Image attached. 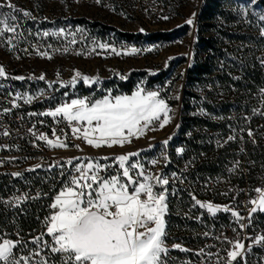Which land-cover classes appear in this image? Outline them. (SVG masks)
Wrapping results in <instances>:
<instances>
[{
  "label": "rangeland",
  "instance_id": "obj_1",
  "mask_svg": "<svg viewBox=\"0 0 264 264\" xmlns=\"http://www.w3.org/2000/svg\"><path fill=\"white\" fill-rule=\"evenodd\" d=\"M205 0H0V13L14 15L17 27L16 33H5L0 36V65L7 73L0 77V87L11 88L16 91L23 104L40 113L46 119H65L63 114L56 116L45 115L54 111L57 107L70 104L72 100L84 99L89 105L106 96H131L135 92L143 90L142 94L150 91H158L160 98L164 99L171 112L169 123L160 127L161 121H153L144 131L142 136L131 137V142L121 145L101 146L99 148L89 145L82 138V131L87 127L86 122H79L81 132L70 131L65 135H55L40 132L19 155L0 158V182L12 177L13 181L19 184L15 190V205H34L41 201L44 208V217L33 232L34 235L27 237L21 242L18 252L14 249V258L23 256L30 257L28 264H37L41 257L45 258L47 264H63L65 255L63 253H52L54 246L53 237L47 232V221L57 211L51 207L58 195L66 187H71L68 180L69 172L73 167L80 165L83 159L71 151H90L88 163L105 166L110 171H116L113 176H120L121 182L128 183L127 178L122 176L123 169L115 158L128 153H139L138 156L130 157L125 162L129 167L130 175L139 182H150L153 184L154 193L163 192L166 196V203L170 189L173 184L179 182L180 172L189 168L191 161H183L187 141L182 137H193L194 133L180 134L182 116L181 101L185 96L186 73L193 62L195 43L198 40L199 32V11ZM11 3L15 11L6 5ZM260 0H235L233 4H226L224 11L226 17L218 21H210L213 26L203 27L204 37H218V30L228 29L231 31H243L251 36L257 35V40L264 46V6ZM24 11L31 13L25 16ZM195 13L193 25L186 21L192 18ZM168 17V19H164ZM109 28L108 33H101L100 25ZM93 25V26H92ZM98 25V26H97ZM188 27V33H181L174 40L162 42H124L118 33L155 34L162 32H174ZM63 29V32L60 30ZM144 31L141 32L140 30ZM59 33L58 35L44 36L43 33ZM219 38V37H218ZM255 40V44L256 41ZM10 41V42H9ZM100 44H107L109 48H101ZM243 43L231 42V48ZM248 45H246L247 47ZM244 47V45H243ZM132 48L140 51L129 54ZM114 49V50H113ZM48 55H42V53ZM51 57V58H49ZM262 65L264 61L261 62ZM81 75L76 77V72ZM23 76L24 80H16L12 77ZM44 76V79H39ZM92 78L85 82L83 77ZM73 77H76L73 83ZM155 78L158 80L154 81ZM133 81L134 88L131 93H126L123 83ZM264 82V80H263ZM192 93H202V87L198 84L189 88ZM259 99L250 105L248 113L236 122L237 115L229 116L228 132L209 133L214 135L213 140L220 146H228L231 142L246 140L244 130L238 127L251 126L253 119L257 126L264 123V84L256 92ZM31 102H27L28 97ZM193 108L194 103H191ZM195 108V107H194ZM255 108V109H254ZM198 111L192 109L188 115L192 116ZM249 140H256L264 130L260 132L248 131ZM46 135L48 139L60 141L67 144L65 148L52 147L45 140L39 139L40 135ZM232 137V139H229ZM167 140L168 143L163 142ZM211 141V140H210ZM77 145L79 147H77ZM183 149L182 152L179 150ZM246 146L241 145L236 153L241 159H237L232 170L237 168L249 170L250 167L245 161ZM107 159H104V158ZM157 161L155 164L152 161ZM71 161V164H69ZM139 163L143 166L145 176L166 178L167 185L156 184L155 180L145 181L138 175L141 169H132L130 166ZM193 164V163H192ZM39 165V167H37ZM103 168V167H102ZM257 175L264 180L263 165L258 166ZM239 171V170H238ZM20 173L19 176L13 175ZM3 177V178H2ZM2 178V179H1ZM43 184L36 186V182ZM261 181V180H260ZM138 185H131L129 191ZM251 186H255L251 184ZM95 187V185H94ZM251 188L247 201L259 199L260 193ZM264 190V187L261 189ZM54 191L53 195H51ZM255 192V193H254ZM230 193L225 191V194ZM240 193V192H239ZM15 195V194H13ZM13 195L11 199L13 198ZM27 197L26 199H17ZM142 198H146L142 195ZM244 197H242L243 201ZM167 212L169 210V204ZM254 207V205H253ZM262 213V211L257 210ZM39 237L40 240L36 241ZM8 238L0 234V243ZM17 241V240H13ZM48 247H44V244ZM39 253V255H33ZM2 264V262H0ZM21 264H24L22 261Z\"/></svg>",
  "mask_w": 264,
  "mask_h": 264
},
{
  "label": "snow or ice",
  "instance_id": "obj_2",
  "mask_svg": "<svg viewBox=\"0 0 264 264\" xmlns=\"http://www.w3.org/2000/svg\"><path fill=\"white\" fill-rule=\"evenodd\" d=\"M6 6L20 11L10 2ZM23 14L31 15L28 11H24ZM195 15L193 13L192 18L186 21L188 25H193ZM10 20L15 21V16L0 13V36L5 33H16V24L10 23ZM60 32H63V29ZM58 34L43 33L44 36ZM99 47L109 48L110 46L100 44ZM139 51L137 48H132L129 54ZM42 55L47 56L48 54L45 52ZM6 75L4 67L0 65V77ZM80 75L81 73L77 71L76 77ZM76 77H73V83ZM12 78L25 79L23 76ZM39 79L43 80L44 76H40ZM83 79L88 82L92 78L85 76ZM142 92L143 90H140L131 96L114 98L106 96L91 105L84 99H75L70 104L61 105L45 115L63 114L69 121L86 122L87 127L83 129L81 135L89 145L97 148L122 146L131 142V137L144 135L148 125L153 121H161L162 115L160 127L171 120L168 115L171 109L167 102L160 98L158 91H150L146 95ZM31 100L32 97L29 96L27 102L30 103ZM73 132H81V129L73 128ZM39 139L45 140L52 147H67V144L59 138L53 141L41 134ZM163 143L167 144L168 141L165 140ZM179 151L182 152L183 149ZM138 155L139 153L134 152L115 158L119 161L123 169L122 176L127 178L128 183L121 182L120 176H113L110 179L100 178L97 173L105 166L89 162L84 167L77 165L80 176L71 180V187H66L56 195L51 207L57 211L47 221V232L54 240V246L50 251L65 255L63 264H165L162 257L169 251L164 241V216L168 208L166 196L163 192L154 193L152 183L139 182L130 175L129 167H125V162L129 161L130 157ZM156 162L152 161L153 164ZM130 167L141 169L138 175L145 181L154 179L156 184L167 185L169 183L166 178L145 176L143 166L139 163H134ZM13 175L19 176L20 173ZM130 184L138 186L129 191ZM255 191L260 193V196L258 201H251L254 205L251 212L255 213L257 210L264 212V190L257 188ZM142 195L146 198H142ZM196 203L201 207H206L213 214L221 210L220 206L211 203L201 204L200 201ZM223 211L227 212L230 209L225 206ZM233 214L239 217V213ZM240 227L243 228L245 225H240ZM39 240L40 238L37 237L36 241ZM260 241H264V236L257 238L256 242ZM19 243L9 239H4L0 243L2 264H21L22 261L28 264L30 259L28 256L14 258V249ZM44 247L48 245L45 243ZM174 247L179 248L180 245ZM243 248L244 245L237 241L234 250L228 253L230 259L227 264H232V261L241 255ZM33 255H39V253H33ZM37 264H47V261L41 257Z\"/></svg>",
  "mask_w": 264,
  "mask_h": 264
},
{
  "label": "trees",
  "instance_id": "obj_3",
  "mask_svg": "<svg viewBox=\"0 0 264 264\" xmlns=\"http://www.w3.org/2000/svg\"><path fill=\"white\" fill-rule=\"evenodd\" d=\"M233 2L235 0H205L199 11L198 40L195 43L193 62L186 73L187 87L181 101L182 126L179 132L182 135L193 132L194 136L182 137V140L187 141L188 144L180 161L183 163L184 160H192L190 172L195 182L198 178L206 181L210 178L225 177L241 187L246 180L252 184H257L261 180L256 168L261 165L264 168V135L260 134L256 140H249L247 137L248 131L257 133L264 130V123L257 126L251 119V126L238 127L239 130L243 128L245 131L242 136H246V140L240 143L239 141L231 142L228 146H220L213 140L214 135L208 134L224 133L223 136H226L229 129L228 122L231 121L229 116L237 115L235 121L243 125L242 122L246 118L241 116L249 112L250 105L256 107L254 102H258L256 100L260 95L255 96V94L264 84V64L261 63L264 61V46L257 40V35L253 37L243 31L220 29L217 31L219 38H207L204 37L205 31L202 29L213 26L214 24L210 21L224 19L225 5L233 4ZM260 3L264 6V0H260ZM99 25L101 33H108L107 26ZM189 31L188 27H183L174 32L149 35L118 33V36L128 43L162 42L174 40L181 33L186 34ZM255 40H257L256 44ZM231 42L243 44L231 48L232 46L229 45ZM156 80L158 78L154 79ZM195 84L202 87V93L194 94L189 90ZM122 86L126 93H131L134 83L133 81L125 82ZM191 103L195 104V108H191ZM192 109L198 112L189 116L188 113ZM241 145L247 148L244 162L248 163L250 172L245 174L244 171L237 169V174L228 175L229 169L233 168L237 159L239 160L236 150ZM6 179L8 181L3 178L0 182V234L20 242L15 250L18 252L22 246L21 242L34 235L33 231L39 228L45 213L41 206L44 197L34 205L21 203L15 205V190L21 183L17 180L13 181L12 177ZM36 183V186L43 184L42 188H47L41 181ZM54 193L56 191L51 195Z\"/></svg>",
  "mask_w": 264,
  "mask_h": 264
},
{
  "label": "built area",
  "instance_id": "obj_4",
  "mask_svg": "<svg viewBox=\"0 0 264 264\" xmlns=\"http://www.w3.org/2000/svg\"><path fill=\"white\" fill-rule=\"evenodd\" d=\"M78 125V121L46 119L26 107L16 91L0 87V158L19 155V151L40 132L51 133L53 136L65 135ZM5 132L8 134L5 135ZM71 152L83 159L81 167L88 164V159L82 156L95 153ZM245 167L242 171L249 174L250 170H245ZM190 169L189 165L186 171L180 172V181L171 185L167 199L169 210L164 216V241L169 251L162 257L165 264H227L230 259L228 253L234 250L237 241L242 243L244 248L232 264H264V241L256 242L258 237L264 236V212L252 213L253 204L247 201L251 188L264 187L262 177L254 187L248 180L238 187L225 177L210 178L206 181L198 178L195 182ZM115 173L116 171L103 167L97 174L106 179ZM232 173L237 174L231 168L228 175ZM68 176L69 181L79 177L77 167H73ZM225 191L230 193L225 194ZM197 201L201 204L218 205L221 210L213 214L206 207L197 204ZM225 206L230 211H223ZM233 213H239V217ZM175 245L180 247L176 248Z\"/></svg>",
  "mask_w": 264,
  "mask_h": 264
}]
</instances>
